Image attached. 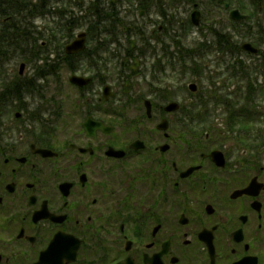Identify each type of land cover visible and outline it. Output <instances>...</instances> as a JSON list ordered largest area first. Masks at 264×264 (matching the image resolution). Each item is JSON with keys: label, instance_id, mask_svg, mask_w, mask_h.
<instances>
[{"label": "flooded vegetation", "instance_id": "flooded-vegetation-1", "mask_svg": "<svg viewBox=\"0 0 264 264\" xmlns=\"http://www.w3.org/2000/svg\"><path fill=\"white\" fill-rule=\"evenodd\" d=\"M254 31L246 39L260 51L194 82L188 99L202 114L191 104L157 114L151 101L146 122L93 116L108 112L95 89L77 91L72 122L57 79L12 74L0 59V264H264V36Z\"/></svg>", "mask_w": 264, "mask_h": 264}, {"label": "trees", "instance_id": "trees-1", "mask_svg": "<svg viewBox=\"0 0 264 264\" xmlns=\"http://www.w3.org/2000/svg\"><path fill=\"white\" fill-rule=\"evenodd\" d=\"M64 1L0 0V45H5L0 47V59H10L12 61L22 59L33 64L40 61L41 64L35 65L33 71V75L39 77L56 76L60 65H64L72 72L82 67L87 69L90 62L97 64L101 61L100 49L97 46V42L101 47L104 46V43L100 42L101 36H109V42H114L116 38L112 29L120 28L126 46L124 54L120 58V71L116 75L119 76L122 84L128 80L129 73L131 72L132 75L135 71L137 59L145 56L149 50L150 57L152 55L155 57L154 59L152 57L153 72L155 74L162 71L165 64L182 74L185 71H190L191 74L197 76L202 73L203 66L200 63L202 56L199 53L206 47L207 40L203 39L196 43L193 48L184 46L181 34L178 31L188 32L190 28L189 19L179 17L175 10L167 12L163 8L162 2L157 3L156 6H158L157 12L162 18L163 26L160 33L164 35L163 38L159 36L160 33H153L150 37L145 36L142 28L132 29L130 26H126L127 24H123L122 19L120 20L118 16L117 9L115 10L114 0H109L107 10L101 7L102 2L100 0H74L73 3L68 0L66 4ZM176 1L186 7L199 2L197 0H172L173 3ZM224 2L238 8L243 13L252 11L251 24L247 23L246 18L240 22L227 19L229 26L226 27H232L238 34L241 32L239 37H245L246 27L253 26L256 29L264 27L262 19L253 12L257 11L259 7L264 10V0H203V3L199 5L206 15L207 6L210 7L209 10L218 9L224 12ZM147 4V0L138 1L140 9H148L150 6L147 7ZM48 17L52 19V25L51 28L45 29V32L39 30L38 26L33 23L36 18ZM81 22L86 23L87 39L94 41L93 44L95 45L85 48L80 53L66 55L63 52V46L72 39L74 30L80 27ZM107 27H110V29H107ZM208 30L212 34V49L216 53L226 55L228 58L239 59L241 51L238 41L233 39L227 28L208 26ZM254 34L258 37L264 36V32L261 30H256ZM135 37H138L140 46L136 45ZM151 42L154 43L153 46L150 44ZM116 43L118 44L117 40ZM170 49L172 50L170 51ZM159 56L164 59L163 64H161ZM126 70H129V73H125ZM28 89H31L30 81H28ZM127 91L123 90L124 93H127ZM163 96L166 95L161 97ZM163 98L166 99V97ZM192 108L194 110L199 107L194 103ZM193 113L189 115H193Z\"/></svg>", "mask_w": 264, "mask_h": 264}, {"label": "rangeland", "instance_id": "rangeland-1", "mask_svg": "<svg viewBox=\"0 0 264 264\" xmlns=\"http://www.w3.org/2000/svg\"><path fill=\"white\" fill-rule=\"evenodd\" d=\"M68 0H65V4ZM74 0H70V3H73ZM90 1V0H87ZM115 1V10L117 9L118 16L120 20L122 19L123 24H127L126 26H130L133 28H142L144 30V35L149 36L153 33H160L162 28V18L161 15L157 12V3H161L163 5V8L167 10V12H171L175 10L176 14L183 18L188 17L189 14L192 12L193 8L191 6L186 7L183 6L182 3L175 2L173 3L172 0H147L148 9H140L138 7V1L139 0H114ZM198 4L203 3V0H197ZM102 2L101 7L106 8L107 10L109 0H100ZM63 4V3H62ZM185 5V4H184ZM199 11L203 13V10L200 7ZM207 6L206 15L203 13V15L200 17V24L197 27L192 26V29H190L188 32L183 33L182 31H178L181 34L182 43L184 46L188 48H193L196 43H198L201 39H204L207 37L208 43L205 47V50L202 53H199L202 56V64L205 66V69L209 70V74L211 76L214 75V73L219 74L220 71H223L224 69V59L227 60L226 57H221L220 54L216 52H212L209 49V45H211L212 41V35L210 33V30H208V26L210 27H226L229 26L226 12H222V10L218 9H211ZM141 10V11H139ZM141 12V14H140ZM245 13V12H244ZM243 13V14H244ZM201 14V13H200ZM247 14V13H246ZM258 17H263L261 11H257ZM264 20V17L262 18ZM264 22V21H263ZM34 25L38 26V29L45 32V29L51 28L52 25V19L48 18H36L33 20ZM202 26L203 28V34H206L205 37H203L202 33L198 31V27ZM86 23L81 22L80 27H78L76 30H74L73 37L76 36L77 33L81 31H85ZM157 28L159 30H157ZM107 29H110V27ZM51 30V29H50ZM115 34V38L118 42L116 43V40L114 42H109L110 38L109 36H101V41L104 43V46L101 47L100 44L97 42V46L100 49V62H97V64H94L93 62H90V65L87 69L84 67L80 68L79 71L76 72H70L65 66H60L58 69L57 77L52 76L49 77L47 80L49 82L53 81V79H57L58 81L55 84V89L58 90L61 94L58 99L60 100L61 104H64V109L68 111L69 118H72V122L79 121L81 114L76 113L77 107H80V99L81 97H78L77 91L78 88L73 86L68 82V78L72 74H77L79 76H92L94 73H96V80L90 87L91 89H95L97 93H99L100 96L102 93V88L104 85H109L112 97H109L106 108L108 109V112L104 115H96L102 117L105 122L108 123H117V122H134V121H143L146 122L144 118V107L142 101L144 99H149L153 103H155L157 114H158V106L165 104L166 102L170 100H175L178 103H180L181 106L190 105L192 103H195V98L188 99V90L186 89V86L189 82H195L197 86H199V83H197L196 79L192 78L190 74L180 76L177 74L176 71H173L168 66L165 67V69L162 72H159L156 77L153 79L151 78L152 72H151V66L153 62V58H155L153 55L150 57L149 52L150 50L143 56L142 58L137 59V66L135 68V71L132 73H129L128 70H126L125 73H129L130 76L128 77L127 83L120 84L119 76H117V72L120 71V58H122V55L124 54V48L126 46V43L124 41L123 35H121V29L119 28H113L112 29ZM235 32V35L237 37V32ZM107 34V33H106ZM241 32H239L238 35H240ZM105 35V34H104ZM208 35V36H207ZM160 37L163 38V34H159ZM72 37V38H73ZM91 37V36H90ZM240 42H243L240 37ZM89 39V38H88ZM86 39L87 47H90L93 44L94 41H89ZM134 40L137 41V46H140L138 37H135ZM106 42H109L108 44ZM112 43V44H111ZM151 44V43H150ZM154 44V43H153ZM153 44H151L153 46ZM172 49H170L171 51ZM157 52L159 53L158 49ZM194 53V52H193ZM161 59V56H159ZM173 60V59H172ZM218 60V61H217ZM222 60V62H220ZM163 61V60H162ZM197 61L199 62V59L197 58ZM164 62V61H163ZM219 63L220 65H217ZM23 66V74L27 76V78H30L33 73V68L35 65H40L41 62L36 63H27L25 60L19 59L15 63L13 62L11 66L8 68L12 74H17L18 70L21 65ZM85 72V73H83ZM218 72V73H217ZM226 75H220L218 79H226ZM203 84H207L208 82L206 80L201 81ZM228 83V81H227ZM53 83L51 82V85ZM185 88H184V86ZM209 84V83H208ZM89 88V89H90ZM156 88L158 91L154 93ZM209 89V87H207ZM54 89V90H55ZM128 90L127 93H124L123 90ZM48 90H52V87H50ZM150 91L152 93H150ZM128 94V95H127ZM162 95H166L163 97H166L164 99L161 97ZM264 95V94H263ZM129 96V98H128ZM195 96V95H193ZM214 99V96L212 97ZM213 99L211 101H213ZM262 103L261 105H263ZM112 110V112H111ZM199 111V109H196L195 112ZM119 112L123 113V119H119V116L117 115ZM212 114L215 113L217 115L219 113L218 108L213 111L211 110ZM202 114V112H200ZM77 114V115H76ZM156 114L157 119L154 121L157 122L159 117ZM73 116V117H72ZM136 117V118H135ZM212 117H215L212 115ZM68 119V117H66ZM141 119V120H140ZM70 120V119H69ZM69 123V121H68ZM132 136V133H131Z\"/></svg>", "mask_w": 264, "mask_h": 264}, {"label": "water", "instance_id": "water-1", "mask_svg": "<svg viewBox=\"0 0 264 264\" xmlns=\"http://www.w3.org/2000/svg\"><path fill=\"white\" fill-rule=\"evenodd\" d=\"M225 7H227V4H225ZM198 17H199V12L198 10H194L191 13V22L196 25L198 23ZM229 17L233 20H241L244 18V16L242 14L239 13V11L237 9H233L230 11L229 13ZM85 45V33L84 32H80L76 35V37L69 42L65 47H64V51L67 54H71V53H76L78 51H81L84 48ZM241 48L250 52H255L256 49L249 43H243L241 44ZM22 65L20 66V71L22 70ZM90 78L88 77H82V76H76V75H72L69 78V81L79 87H83L86 84H88L90 82ZM189 88L191 90H195V85L194 84H190ZM103 95L105 98L108 97V95H110L109 92V86L104 87L103 89ZM144 106L146 108V114L148 116H150V107L151 104L148 100L144 101ZM178 108V104L174 101L168 103L165 107H164V111L165 112H170V111H174ZM91 121L89 119H87L85 121V129L88 133L92 134L95 127H92V125L90 123ZM167 123V121L165 119H162L161 122L159 123L158 127L159 129H165V124ZM135 144H133L134 146ZM213 154V153H211Z\"/></svg>", "mask_w": 264, "mask_h": 264}]
</instances>
